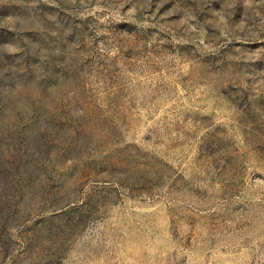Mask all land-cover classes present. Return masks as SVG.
I'll use <instances>...</instances> for the list:
<instances>
[{
	"label": "rangeland",
	"instance_id": "rangeland-1",
	"mask_svg": "<svg viewBox=\"0 0 264 264\" xmlns=\"http://www.w3.org/2000/svg\"><path fill=\"white\" fill-rule=\"evenodd\" d=\"M0 264H264V0H0Z\"/></svg>",
	"mask_w": 264,
	"mask_h": 264
}]
</instances>
